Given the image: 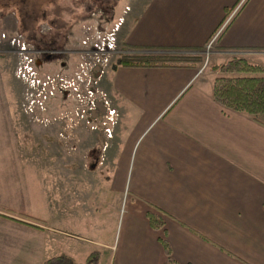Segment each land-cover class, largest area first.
<instances>
[{
    "label": "crops",
    "instance_id": "obj_1",
    "mask_svg": "<svg viewBox=\"0 0 264 264\" xmlns=\"http://www.w3.org/2000/svg\"><path fill=\"white\" fill-rule=\"evenodd\" d=\"M85 2L61 0L66 48L88 20ZM126 3L120 55L197 52L220 28L217 60L264 51V0H109L116 11L107 27ZM2 50L0 264H42L59 256L60 245L68 251L60 255L85 253L86 260L95 251L88 241L110 223L105 209L124 195L119 233L105 246L114 264H163L161 239L178 264H264V114L254 120L221 107L212 95L216 71L112 63L101 83L118 114L115 136L89 151L100 158L105 149L106 157L61 166L56 128L21 110L23 84L13 55ZM147 214L161 228L153 229ZM79 234L86 244L69 241Z\"/></svg>",
    "mask_w": 264,
    "mask_h": 264
},
{
    "label": "rangeland",
    "instance_id": "obj_2",
    "mask_svg": "<svg viewBox=\"0 0 264 264\" xmlns=\"http://www.w3.org/2000/svg\"><path fill=\"white\" fill-rule=\"evenodd\" d=\"M79 1L81 0H77L78 3ZM84 1L90 3L86 14L88 20L78 25L80 33L78 42L71 43L70 47L66 48L64 40L61 39V0H38L33 3L34 5H28L27 0H0V53L4 51L2 49L7 48L8 53L15 59L14 77L23 84L21 110L27 115L33 114L34 121L41 116L37 124L44 123L48 127L56 128L61 141V166L62 161L70 159L87 161L90 159L88 156H91V159L99 158L98 152L89 151H93L96 145L104 148L106 142L115 136L114 129L118 123L117 111L103 90L101 82L112 63L122 56L120 53L123 50L118 45L117 32L131 8L126 3L121 15L115 18L114 24L107 27L113 10L116 11L114 7L111 10L113 5L109 7V0ZM124 1L129 3L132 0ZM138 3L135 7L139 6ZM15 28L17 29L14 30ZM113 29L115 44L113 49L108 50L106 38ZM221 29L217 31L218 34ZM68 33L63 38L66 36L69 38ZM217 36L210 46L208 42L202 50L178 54L201 57L202 61L197 66L209 71L213 67L225 64L228 58L233 57L243 59L247 64L264 70V51H249L238 55L234 53L217 60L215 54L218 52L215 47ZM13 40L19 41V45L29 51L44 53L36 54L34 56L36 62L29 66L36 73L35 81H39L34 88L28 87L25 81L17 77L20 57L15 52L17 47H12ZM111 50V54H107ZM69 51L76 53L72 56L73 53H68ZM48 64L54 65L53 68L46 69ZM48 80L49 85L41 88L42 82ZM30 96L34 101H43L42 106L34 104L33 112L28 110ZM110 111L115 113L110 115ZM81 129L82 138L78 135ZM106 130L109 133H106ZM113 143H116V139ZM105 157L104 149L99 159L104 161ZM126 208L127 199L124 195L118 206L105 209L107 214L110 213L111 220L110 223H103L104 233L88 241L87 248L91 247L100 254L98 264H114L111 260V249L105 246H111L113 236L118 235ZM55 218L58 220L55 223L58 225L56 227L61 230V217ZM103 219H106L105 214ZM76 236L68 237L69 241L77 245L87 243L82 240L84 235ZM58 248L59 255L67 254L65 252L68 251H65V248L61 249V245ZM84 254H75L73 259H68L70 264H84L86 256Z\"/></svg>",
    "mask_w": 264,
    "mask_h": 264
},
{
    "label": "trees",
    "instance_id": "obj_3",
    "mask_svg": "<svg viewBox=\"0 0 264 264\" xmlns=\"http://www.w3.org/2000/svg\"><path fill=\"white\" fill-rule=\"evenodd\" d=\"M202 59L198 56H120L114 66L130 67H196ZM217 74L213 80L212 95L214 100L223 108L243 113L254 120L264 114V70L260 67L247 64L243 59L231 58L225 64L213 67ZM153 229H159L162 223L157 216L147 214ZM166 259L163 264H178L170 256L166 242L160 240ZM100 254L97 251L90 253L85 264H98ZM42 264H70L63 255L51 257Z\"/></svg>",
    "mask_w": 264,
    "mask_h": 264
},
{
    "label": "built area",
    "instance_id": "obj_4",
    "mask_svg": "<svg viewBox=\"0 0 264 264\" xmlns=\"http://www.w3.org/2000/svg\"><path fill=\"white\" fill-rule=\"evenodd\" d=\"M218 34V33H217ZM216 34V36H217ZM215 35L209 40L208 46H210L212 44V42L215 40ZM114 44H115V38H114V29L107 35L106 38V48L109 49H113L114 48ZM15 46L17 47V51L16 54L20 57V63L17 66V77L23 81H25L28 85V87L30 88H34L36 85L39 84V81H35L36 79V73L35 71H32L31 67H29L32 63L36 62V58L34 57L36 54H44L43 52H34V51H29L28 49H26L24 46H20L19 45V41L16 42V40H13L12 42V47ZM114 51V50H113ZM109 51L107 54H111ZM34 54V55H32ZM34 59H33V57ZM202 70V69H201ZM49 81H44L41 84V88L48 86L49 85ZM46 82V83H45ZM29 109L30 112H33V108H34V104H37L39 106H42L43 101L42 100H37L34 101V98L32 96H30V101H29ZM27 110V111H28ZM113 113H115L114 111H110L109 114L112 115ZM106 133H109L106 130ZM109 136V135H108Z\"/></svg>",
    "mask_w": 264,
    "mask_h": 264
}]
</instances>
